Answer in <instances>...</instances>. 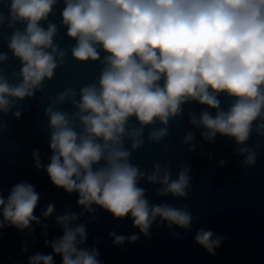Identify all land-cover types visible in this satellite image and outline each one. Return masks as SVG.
<instances>
[{
	"label": "clouds",
	"instance_id": "1",
	"mask_svg": "<svg viewBox=\"0 0 264 264\" xmlns=\"http://www.w3.org/2000/svg\"><path fill=\"white\" fill-rule=\"evenodd\" d=\"M56 4L57 0H0V7L7 10L0 11V27L12 30L7 46L22 65L11 73L18 82H10L0 70V112L8 113L43 90L45 79L51 80L64 63L67 51L54 42L58 25H42ZM63 4L61 22L67 37L76 42L70 48L72 57L84 62L100 60L101 51L107 55L98 84L81 88L78 101L76 91L66 89L46 109L52 155L43 165L34 151L35 167L43 168L55 187L77 193V205L84 211L57 215L63 234L45 241L51 254L36 253L28 264H55V256L60 264H102L99 250L86 245V225L76 223L84 212L94 214L100 208L114 219H131L144 235L157 218L169 228L184 230H191L195 219L187 204H153L139 186L146 178L160 185L158 195L184 199L191 187L187 166L182 165L173 179L167 162H154L151 173L131 163V150L145 144L146 126L157 121L165 125L149 130L148 141L159 143L168 135L169 120L181 117L182 105L194 101L205 106L199 118L190 113V123L202 129V138L213 142L217 135L228 137L240 155L247 153L243 163L255 164L260 145L252 149L246 142L254 122L258 136H264V0H63ZM7 59L0 53V62ZM221 94L229 101L226 110ZM66 99L77 111L57 109L56 103ZM194 140L188 132L182 142ZM163 150L167 152L168 146ZM40 198L26 180L12 186L7 197L0 193V229H27L31 235V226L55 211L54 203H48L40 216L35 215ZM109 235L117 245L139 238L114 231ZM221 239L203 228L195 235V242L212 255Z\"/></svg>",
	"mask_w": 264,
	"mask_h": 264
},
{
	"label": "water",
	"instance_id": "2",
	"mask_svg": "<svg viewBox=\"0 0 264 264\" xmlns=\"http://www.w3.org/2000/svg\"><path fill=\"white\" fill-rule=\"evenodd\" d=\"M63 7V0H57L53 13L42 25L45 28L48 22L58 25L54 42L67 51L64 63L54 70L51 80L45 79L43 90H37L32 97L19 101L8 113L0 112V193L7 197L12 186L26 180L35 186L41 197L34 214L40 216L48 203H54L55 211L50 217H40L41 223L31 226L34 229L31 235L27 229H0V264H28L29 257L36 253L51 254V248L45 241L63 234L56 224V216L84 211L77 205L78 194H69L55 187L46 171L35 167L33 158V152L38 150L42 164L47 165L52 155L46 109L55 101L56 95L72 88L78 101L81 88L98 84L104 67L101 61L107 55L101 51L100 60L84 62L72 57L70 48L76 42L67 37V29L61 22ZM0 11L7 12L2 7ZM17 27L22 29L24 26L18 24ZM11 31L0 27V32L5 33L0 35V53L8 56L6 61L0 62V70L10 82H18L11 73L19 72L22 65L7 46V36ZM220 99L226 110L229 101L223 94ZM56 107L69 113L77 111L68 99L57 102ZM204 107L194 101L182 105V116L169 120L168 135L159 143L148 141L152 127H165L159 121L145 127V144L140 149L131 150L130 141H125L126 148L132 151L131 163L141 170L151 173L154 162L162 165L167 162L172 178L176 179L182 165L190 169L191 187L187 189V199L158 195L156 189L160 185L151 184L146 178L140 181L139 186L146 189V196L153 204L168 203L176 207L187 204L195 218L191 230L175 225L169 228L166 222L157 218L149 234L144 235L132 226L131 219H114L100 208H96L94 214L84 212L76 223L86 225V245L99 250L102 264H264V136H258L254 122L246 145L252 149L257 144L260 147L256 151L255 164L245 165L243 161L247 153L240 155L234 140L217 135L213 142H208L200 134L202 129L190 123V113L199 118ZM17 111L21 113L18 118L14 115ZM131 119L135 121V117ZM188 132L194 134L195 140L184 144L182 141ZM165 145L168 146L167 152L163 150ZM193 145L194 150L190 151ZM202 228L211 230L214 238H222L219 247L214 250L215 255L195 242V235ZM113 231L125 237L136 234L139 238L135 242L126 241L117 245L109 235ZM25 246L26 250H23ZM54 260L55 264H60L59 256H55Z\"/></svg>",
	"mask_w": 264,
	"mask_h": 264
}]
</instances>
